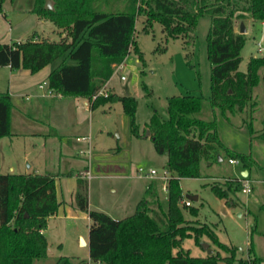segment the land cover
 Listing matches in <instances>:
<instances>
[{
  "label": "trees",
  "instance_id": "16d2710c",
  "mask_svg": "<svg viewBox=\"0 0 264 264\" xmlns=\"http://www.w3.org/2000/svg\"><path fill=\"white\" fill-rule=\"evenodd\" d=\"M45 1L34 0L31 12L64 29L65 36L59 40L33 36L0 42V66L7 65L12 70L26 68L34 73L61 58L47 76V87L62 96H82L91 108L120 102L129 117L131 133L144 137L147 129L156 152L167 155L166 169L170 172L166 207L160 202L156 181L151 180L146 197L137 203L135 211L121 218L89 208L86 179L77 174L76 205L90 219L89 259L105 264H219L220 261L261 264L264 256L256 255L252 245L251 258H235L238 247L220 241L204 227L187 224L183 206L179 205L182 196L179 179L198 177L200 161L208 160L218 148H223L229 158L240 160L243 168L251 164L249 155L228 149L219 140L215 109L223 115L244 111L258 82V69L264 65V56L251 57L246 69H239L245 35L235 30L232 11L227 8L241 1L246 4L241 10L249 12L255 20L264 21V0H126L122 7L116 0H105L104 9L100 8V0H52V8L45 7ZM141 13L146 17L145 28L157 22L172 38L192 36L199 17L210 16L207 56L211 65V94L207 100L212 118L196 115L204 107L203 96L172 95L167 97L165 116L154 111L141 133L135 123L134 96L97 94L110 78L112 65L121 63L131 48L138 52L133 32ZM67 59L73 62L68 63ZM11 107L10 95L0 92V137L11 135ZM262 123L264 136V119ZM57 175L0 172V264H34L47 256V240L42 230L46 218L59 206L55 193ZM211 190L219 198L228 196L227 190L214 185ZM187 206L190 214L198 212L197 207ZM192 229L196 238L207 234L230 255L220 256L217 252L190 255L181 248V242L190 236ZM173 248L177 250L172 252ZM62 260V264H72L67 257L58 258L56 264ZM78 264L88 261L82 259Z\"/></svg>",
  "mask_w": 264,
  "mask_h": 264
},
{
  "label": "rangeland",
  "instance_id": "374dc122",
  "mask_svg": "<svg viewBox=\"0 0 264 264\" xmlns=\"http://www.w3.org/2000/svg\"><path fill=\"white\" fill-rule=\"evenodd\" d=\"M33 1L0 0V40H6L9 31L13 39L19 40L33 36L38 39L59 40L65 36L64 29L57 28L51 20L31 12ZM116 1L120 7L126 2ZM105 2L100 0V8H106ZM52 6L53 1L50 0V8ZM242 6L246 4L236 1L227 8V11L230 9L232 11L233 24L237 32L240 23H243L246 29L243 33L245 43L240 52L242 61L239 64V69L244 71L251 57L264 56V21L253 19L249 12L241 10ZM145 18L141 13L135 20L133 36L138 52L130 49L122 61L124 67L121 71L116 72L118 64L112 65L113 71L107 80L109 86L104 85L100 89L101 93L114 91L119 95L134 96L137 100L135 123L141 133L154 111L165 116L167 97L172 95L203 96L204 107L196 115L205 119L212 118L213 114L207 100L211 94V65L207 56L210 16L199 17L193 35L187 38L169 37L157 22L145 28ZM258 43L261 44V50L258 49ZM60 60L61 58L56 59L54 64ZM67 62L73 61L67 59ZM121 75L124 79L120 78ZM258 76V82L252 88L251 99L244 111L237 114L227 112L223 115L220 110L215 109L219 140L226 148L243 152L251 158L248 175L250 192L248 194L242 192V162L238 160L236 163H230L229 156L223 148H218L216 154L213 153L208 160L200 161L198 177L179 179L182 195L179 205L183 206L182 212L187 224L196 228L204 227L220 241L238 247L234 253L235 258H251L250 245L256 255L264 256V136L261 132L264 119V65L258 69ZM83 99L84 97L79 96V101ZM71 114L65 118L55 117V120L60 122L59 130L52 133V139L47 143L42 139L26 136L16 138L14 145L10 146L8 138H4L0 144V152L8 157L13 155L15 158L16 155L29 151L30 160L34 158L40 161L45 158V164H37L41 173H55L68 169L74 171L86 163V155L78 154L76 146L79 144L83 147L85 143L77 141L76 137L89 135L97 155L94 159L97 161L119 159L130 166L133 174L138 166L152 167L156 169L157 174L166 169L167 155L156 152L150 138H141L131 133L129 117L123 112L120 102L99 105L90 111L78 105L76 112ZM50 116L54 115L49 114ZM76 120L78 124L74 127L73 122ZM6 170V164H1L0 172ZM106 174L108 173H99L87 181V194L91 202L106 208L117 218L132 214L139 200V197H136L138 187L142 184L144 188L150 179L141 177L138 182H133L134 180L114 179ZM234 177L237 180H234ZM152 180L157 184V178ZM158 181L159 199L162 206L166 207L167 194L162 188L164 181L161 179ZM213 185L227 190L228 196L226 198L216 196L211 190ZM236 186H239L238 190ZM112 187H116L117 191L113 192ZM191 195H197L198 198L190 199ZM142 196L146 197L144 192ZM186 199L191 202L190 206L198 208L195 215L188 212L189 206L183 202ZM58 225H53L48 233L47 256L35 260L34 264H56L60 258V251L56 245L59 241L63 242L62 253L76 250L78 255L67 257L72 264H78L82 259L92 262L86 252V246L83 245V239L80 238V236L86 238L88 235V221L77 219L74 229L69 222L66 228ZM190 233V236L181 242V248L190 255L206 256L207 249L203 246L204 243L213 249V253L217 252L220 256L230 255V252L220 249L207 234L203 233L196 238L193 229ZM176 250L177 248H173L172 252ZM62 263L63 260L57 264ZM97 264L105 263L99 261ZM219 264L225 263L220 261ZM233 264H237L236 261Z\"/></svg>",
  "mask_w": 264,
  "mask_h": 264
},
{
  "label": "crops",
  "instance_id": "0c3cea01",
  "mask_svg": "<svg viewBox=\"0 0 264 264\" xmlns=\"http://www.w3.org/2000/svg\"><path fill=\"white\" fill-rule=\"evenodd\" d=\"M60 34L63 35V33ZM11 41L21 40L16 38L13 39L10 31L8 32L6 40H0V42L7 43H10ZM59 62L54 64L53 61L34 73L26 68L12 70L7 65L0 66V92H7L10 95L12 103L10 111L11 135L0 137V144H2L1 142L4 140V138H8L10 146H13L14 140L16 138L26 136L42 139V141H46L47 143V141L52 139V133H56V131L59 130L60 122L55 120V117L65 118V116L70 115L71 112H76L78 105H80L84 110H92L89 101L86 98H84L83 101H79V96H62L60 93L56 92H53L51 95H47V76L50 70L57 66ZM40 85H42V87H40ZM105 85L109 86V81H107ZM57 112L59 115H57ZM49 114L54 116L49 117ZM71 115L74 116V114ZM73 124L74 127L77 126V120L74 121ZM145 138L150 137L146 136ZM77 141H83L85 143V146L83 147L79 146V144H76V146L78 148V154L86 155V163L82 165V168L75 169V172L72 169L55 172L58 174L55 176V193L56 199L59 202V206L54 214L49 215L46 218V227L42 230L47 240V249L49 245L48 233L52 230L53 225L59 226L58 224H60L66 228V224L69 222L74 226V229L76 228L75 222L77 219H85L88 221V223H90L87 212L81 211L76 205L75 192L77 190V174H79L81 178L86 179V182L90 179H93L95 176H98V174L102 172L108 173L106 175L118 180L126 179L129 181L134 180L133 182H138L137 180L141 179L140 176H137L136 169L134 171L136 174L135 175L132 173L130 166H128V164L125 162L122 163L119 159L115 158L109 160H95L94 158L97 155L93 150L91 138H89V141ZM88 149L89 152L84 151ZM80 150H83L84 152L79 153ZM25 162L27 163L26 166L24 165ZM39 163L45 164V158H42L40 161H36L34 158L30 160L29 151H25L23 154L16 155L15 158L13 155L8 157L3 152H0V166L1 164H6L7 169L6 172L2 173H41L38 168ZM244 169L247 170V175L245 178L249 180V167H242V170ZM68 172H73V174L68 175ZM92 172H94V174ZM150 181L151 180L145 183L144 188L142 184L138 187L136 197H139V200H137V203L142 198H144L142 196L143 192L146 195V189ZM157 185H159L158 179ZM111 190L116 192L117 188L112 187ZM87 197L89 208L102 210L110 216L113 215L109 212V210L100 206L99 204H93L88 194ZM112 217L117 218L116 216ZM80 238L83 239V245L86 246V252L89 256L88 235L86 238L83 236H80ZM62 243L63 242L59 241L56 244L60 251V257L78 255L76 250L70 253H62ZM261 264H264V261H262Z\"/></svg>",
  "mask_w": 264,
  "mask_h": 264
},
{
  "label": "built area",
  "instance_id": "2783aa9c",
  "mask_svg": "<svg viewBox=\"0 0 264 264\" xmlns=\"http://www.w3.org/2000/svg\"><path fill=\"white\" fill-rule=\"evenodd\" d=\"M257 46H258V49L261 50V44L258 43ZM123 67H124V62L119 63L117 65V67H116V72L117 71H121L123 69ZM120 78L124 79V76L121 75ZM40 87H42V85H40ZM53 92H54L53 90L48 88L47 95H51ZM97 94L106 95V93H101L100 90L97 92ZM94 96L95 95H93V97ZM89 138H90L89 136H82V137H77V140H88L89 141ZM84 151L89 152V149L88 150H84ZM84 151L80 150L79 153H82ZM228 161L230 163H236L238 160L237 159H233V158H229ZM136 174H137V176L145 177V178H148L150 180H152L154 178L163 180L164 183L162 185V188L166 191V182H167V179L170 177V172L168 171V169H164L161 174H157L156 169H154L152 167L144 168L143 166H138L136 168ZM87 175H88V173H87ZM241 182H242V192L244 194H248L250 192L249 180L246 179V178H242ZM183 202H184L185 205H190L191 204V202L188 199L184 200ZM98 262L99 261H92V262H88V264H97Z\"/></svg>",
  "mask_w": 264,
  "mask_h": 264
},
{
  "label": "water",
  "instance_id": "95a60500",
  "mask_svg": "<svg viewBox=\"0 0 264 264\" xmlns=\"http://www.w3.org/2000/svg\"><path fill=\"white\" fill-rule=\"evenodd\" d=\"M45 7L50 8V0H46L45 2ZM246 31L243 23H240V29H239V33H244ZM149 132L145 131L144 137L148 136ZM221 159V158H219ZM247 175V170L244 169L241 171V176L242 177H246ZM190 199L196 200L197 199V195H191L189 196ZM203 246L207 249V254H212L213 253V249H211L210 247H208V244L204 243Z\"/></svg>",
  "mask_w": 264,
  "mask_h": 264
}]
</instances>
